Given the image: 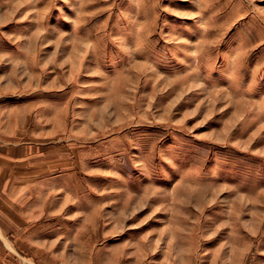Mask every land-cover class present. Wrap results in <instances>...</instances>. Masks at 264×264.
Here are the masks:
<instances>
[{
	"label": "rangeland",
	"instance_id": "374dc122",
	"mask_svg": "<svg viewBox=\"0 0 264 264\" xmlns=\"http://www.w3.org/2000/svg\"><path fill=\"white\" fill-rule=\"evenodd\" d=\"M21 255L264 264V0H0V264Z\"/></svg>",
	"mask_w": 264,
	"mask_h": 264
},
{
	"label": "crops",
	"instance_id": "0c3cea01",
	"mask_svg": "<svg viewBox=\"0 0 264 264\" xmlns=\"http://www.w3.org/2000/svg\"><path fill=\"white\" fill-rule=\"evenodd\" d=\"M9 243L11 244V245H13L14 246V242H12V241H9ZM20 249H22L21 247H19ZM19 248H16L15 247V249L17 250V249H19ZM21 251V250H20ZM22 252V251H21ZM18 253V252H17ZM19 254V253H18ZM23 254H24V252H23ZM14 256V255H13ZM22 260H23V264H35V262L32 260V259H30V258H26V257H24V256H19ZM15 258V257H14ZM26 262H28V263H26ZM31 262H33V263H31Z\"/></svg>",
	"mask_w": 264,
	"mask_h": 264
}]
</instances>
